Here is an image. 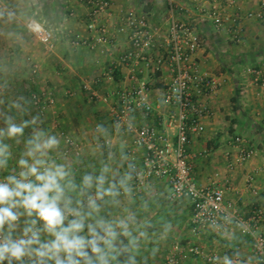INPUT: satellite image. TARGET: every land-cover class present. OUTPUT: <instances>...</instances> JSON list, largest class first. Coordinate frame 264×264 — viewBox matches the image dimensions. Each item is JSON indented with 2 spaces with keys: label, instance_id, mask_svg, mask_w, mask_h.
I'll return each mask as SVG.
<instances>
[{
  "label": "crops",
  "instance_id": "crops-1",
  "mask_svg": "<svg viewBox=\"0 0 264 264\" xmlns=\"http://www.w3.org/2000/svg\"><path fill=\"white\" fill-rule=\"evenodd\" d=\"M187 1L178 0V5L185 4L180 8L182 11H177L178 16L195 24L205 40L196 59L203 71L226 78L223 87L207 98L211 114L205 118V131L192 136L190 150L193 154L208 150L206 156L194 158L193 174L197 182L207 185L215 172H221L219 182L226 187V200L242 215L248 216L255 204L264 206V88L255 82V76L249 71L253 66L264 70L263 21L244 20L243 42L233 43L226 40L211 23L203 20L194 0ZM259 1L242 0L240 5L245 11L258 10ZM0 2L4 9L0 14V85L6 86L8 91L13 85L12 90L19 92L21 81L32 76L33 68L37 65L36 74L42 90H51L56 96L55 103L47 108L41 119L25 129L20 144L5 140L11 145L13 153L10 166L15 165V160L25 147L24 141L33 129H43L60 140L59 148L51 155L57 163L70 168L77 183L86 172L99 175L105 164L112 170L110 178L113 173L118 174L117 180L125 173H130L132 177L130 162L132 159L140 161L142 150H137L133 155L128 154L134 138V132L129 127L164 124L173 111L165 102L164 89L172 77L171 72L163 67L159 71L149 69L138 73L141 79L151 85L153 110L151 113L138 111L122 125L114 117V100L107 103L101 97L135 83L131 77L132 69L128 66L115 69L113 75L107 74L120 55L130 49L126 34L119 29L120 18L134 7L139 12H145L164 34L168 28L167 0H111V13L101 22L108 25L114 40L108 46L98 45L96 48L72 42L75 38L95 35L87 28L88 7L79 0ZM31 18L53 30L56 42L54 50L45 49L29 32L27 23ZM159 53L155 50L154 56ZM85 82L90 84L99 98L94 101L91 99L90 93L84 90ZM36 88H40L37 83ZM66 91L72 94L66 96ZM2 99L0 127L5 126L3 115L15 117L16 123L31 121L28 110L16 108L23 112L19 114L24 117L22 121L16 118L13 104ZM237 135L248 138L256 146L257 154L247 163L230 169L229 160L236 156L234 138ZM66 137L81 144L84 161L81 166L80 160L73 155L71 162L63 158ZM106 140L110 141L109 146L103 144ZM227 153H231V158L227 157ZM249 175L255 178L258 195L253 193L247 183ZM225 178L230 179L228 183ZM132 180L133 177L128 182L130 192L125 194L121 190L120 196L116 198L119 203L104 205L101 215L108 219L123 218L129 214L135 216L133 235L138 236L139 231L146 233L138 241L136 264H164L176 244L188 242L198 244L209 252L236 250L242 255L245 264H259L253 254L251 238L236 229L218 231L209 228L194 232L191 228V202L186 198L170 200L171 187L167 180L149 182L140 194L134 192ZM262 228L264 231V222ZM119 259L123 262L127 255ZM202 263L201 258L191 257L180 264Z\"/></svg>",
  "mask_w": 264,
  "mask_h": 264
},
{
  "label": "built area",
  "instance_id": "built-area-1",
  "mask_svg": "<svg viewBox=\"0 0 264 264\" xmlns=\"http://www.w3.org/2000/svg\"><path fill=\"white\" fill-rule=\"evenodd\" d=\"M88 7L87 28L95 35L90 38H75V45L96 48L98 45L108 46L113 43L114 36L107 24L101 22L106 15H110L111 0H79ZM242 0H194L198 13L205 22L211 23L226 40L233 43L243 42V22L246 19L264 20V0L259 1L258 10L245 11L240 2ZM169 15L167 17V31L163 34L145 12L135 8L127 10L120 18L119 29L126 34L130 49L120 55L110 66L108 75H113L115 69L128 66L132 69L131 76L134 85L112 91L101 97L104 102L114 100V117L122 125L128 118L138 111L151 113V85L141 79L138 73L145 70L159 71L167 67L171 72V79L165 85V102L172 108V113L161 126L144 125L138 128L129 127L134 132L132 145L128 154L133 155L142 150L140 161L132 159V188L140 194L149 182L165 179L170 184L169 199L172 201L186 198L191 202L193 212L191 228L200 232L209 228L215 230H238L252 240V250L259 264H264V206L254 205L248 216L242 215L231 202L226 200V187L220 184L221 172H215L209 184L204 185L194 177L193 160L197 156H206L208 150L193 154L190 150L193 135L205 131V118L211 114L207 98L215 95L226 82L224 76L210 74L202 70L196 54L203 46L204 38L195 24L181 19L177 11H182L178 0H167ZM187 10V9H185ZM4 12L0 2V14ZM27 27L29 32L47 50H54L56 46L55 34L52 29L35 18H31ZM160 53L154 56V51ZM255 82L264 88V70L260 67H250ZM38 72L37 65L33 68V75ZM84 90L90 93L92 100L99 95L92 91L90 84H83ZM4 86L0 85V93ZM71 91L65 95L70 96ZM30 101L41 115L55 103V96L51 90H30ZM237 149L235 159L227 153L229 168L238 164H245L257 154L256 146L245 136L234 138ZM104 145L109 146L106 140ZM81 144L66 137V147L63 157H79L82 154ZM229 178H225L226 183ZM247 183L255 195L259 190L252 175L247 177ZM191 257H199L202 264H225V258L232 264H245L236 250L226 253L209 252L204 247L188 242L176 244L166 257L164 264H180Z\"/></svg>",
  "mask_w": 264,
  "mask_h": 264
},
{
  "label": "clouds",
  "instance_id": "clouds-1",
  "mask_svg": "<svg viewBox=\"0 0 264 264\" xmlns=\"http://www.w3.org/2000/svg\"><path fill=\"white\" fill-rule=\"evenodd\" d=\"M39 119L37 115L16 123L15 117L3 115L0 264H136L138 241L146 233L133 235L135 216L108 219L101 215L104 205L119 203L121 190L130 192V173L118 180L113 173L110 178L112 170L105 164L99 175L86 172L77 183L70 168L51 155L60 140L43 129H33L10 166L13 153L5 140L20 144L25 129ZM122 255H127L123 262ZM225 264L232 262L225 258Z\"/></svg>",
  "mask_w": 264,
  "mask_h": 264
},
{
  "label": "rangeland",
  "instance_id": "rangeland-1",
  "mask_svg": "<svg viewBox=\"0 0 264 264\" xmlns=\"http://www.w3.org/2000/svg\"><path fill=\"white\" fill-rule=\"evenodd\" d=\"M179 1L181 2V0H179ZM183 1H185V0H183ZM183 5H185V4H183ZM262 21H263L262 24L264 25V20H262ZM208 25H210V24H208ZM39 81L40 80L38 78V74H36V75L32 74V76L29 75V78L23 79L21 81V87H20L19 92H15V91L12 90V86L13 85L10 86V90L11 91H8L7 87L4 86V91L2 92L4 94L0 93V99L3 98L4 99V100L2 99L3 101L9 102L11 104H14V103L15 104H19L21 110H23V109H26V111L28 110L30 112L31 120H32L33 117H35L37 115H39V117L41 119V117H42L41 113L37 109H34V106L32 105V103L30 101V97H29L30 96V90L42 91L41 83ZM36 83L38 84V86L40 88H36ZM15 112H16L15 113L16 118L19 117L23 121L24 117L23 116H19V114H23V112L22 111L21 112L17 111L16 108H15ZM82 154L79 157L75 156V158H77L78 161L80 160L79 162L81 164L79 166H81L83 164V162H84L83 158H82V156H83ZM71 157H73V156H68L67 158H65V157H63V158L68 160L69 162H71L72 161ZM77 168H78V166H77Z\"/></svg>",
  "mask_w": 264,
  "mask_h": 264
}]
</instances>
